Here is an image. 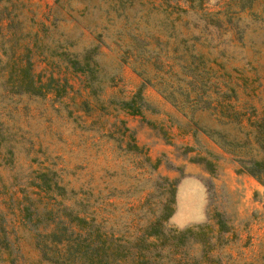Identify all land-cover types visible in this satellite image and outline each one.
<instances>
[{
    "label": "rangeland",
    "instance_id": "1",
    "mask_svg": "<svg viewBox=\"0 0 264 264\" xmlns=\"http://www.w3.org/2000/svg\"><path fill=\"white\" fill-rule=\"evenodd\" d=\"M12 56L40 92L6 90ZM191 72L240 122L196 108ZM260 122L264 0H0V264H60L37 239L61 237L83 193L105 235L173 207L163 225L189 231L143 264H264V176L240 166L263 156Z\"/></svg>",
    "mask_w": 264,
    "mask_h": 264
},
{
    "label": "trees",
    "instance_id": "2",
    "mask_svg": "<svg viewBox=\"0 0 264 264\" xmlns=\"http://www.w3.org/2000/svg\"><path fill=\"white\" fill-rule=\"evenodd\" d=\"M26 57H28V55H26ZM9 61L12 62L11 65ZM5 72L8 77L3 85L6 90L13 94L22 95L37 91L40 92L45 85L44 81L35 75L33 64L29 58H27L25 64H16L14 56H12L5 65ZM185 75L192 78L193 82H191V84L196 83L198 86L195 87L197 89L195 93L197 97L192 100L196 108L203 107L209 109L211 113L218 116V118L220 115L224 119L240 122L238 112L234 108V105L230 103L229 99L225 97L219 99V96L213 98L211 94L207 93V77H196L194 72L185 73ZM131 106V102H124L122 107L124 110H128V112L133 114L137 113L138 111L131 109ZM251 127H253L252 122ZM246 134L250 135L251 132H246ZM253 134L256 143L260 145L263 151V156L259 159L251 160L250 165L241 164L240 166L242 167V171L245 170L260 180L264 176V124L261 122L257 124V130L253 131ZM228 146L227 148H229ZM238 160L240 161L241 159ZM166 180L168 183H171L168 191V200L171 204L174 202L175 182L174 180ZM62 190L64 189L62 188ZM83 195L84 197L82 198L77 197V199L73 198L71 201H69L70 199H64L62 201V209L60 212L62 217L67 220L66 223L68 225L64 226L59 232V234H62L61 237L54 238L56 240L47 242V240L44 241V237L42 239L40 238V236L43 235L41 234L37 239L39 250L46 255L48 254L47 252L52 249L53 257L56 258L60 264H62L61 260L67 264H124L127 260H131L133 263L143 264L144 257L140 254L141 250H146V248L149 249L157 245L156 241L163 244L167 242V239H174L184 232L189 231L188 229L183 232L173 230L172 228L166 229L165 225H163V221L173 212V207L170 206L164 218L160 217L150 222L142 229V232L135 237H118L115 236L113 232L105 235L100 231L98 224L93 226V218H89V213L83 209L86 204L85 200H87L86 193H83ZM103 239H107V241ZM116 239L131 240H122V242H118Z\"/></svg>",
    "mask_w": 264,
    "mask_h": 264
}]
</instances>
